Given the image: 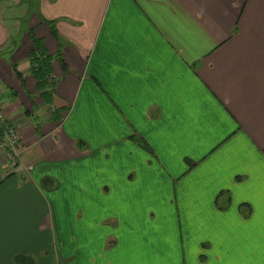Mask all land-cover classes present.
<instances>
[{
    "label": "crops",
    "instance_id": "obj_1",
    "mask_svg": "<svg viewBox=\"0 0 264 264\" xmlns=\"http://www.w3.org/2000/svg\"><path fill=\"white\" fill-rule=\"evenodd\" d=\"M38 1L0 0V264H264V0Z\"/></svg>",
    "mask_w": 264,
    "mask_h": 264
},
{
    "label": "trees",
    "instance_id": "obj_2",
    "mask_svg": "<svg viewBox=\"0 0 264 264\" xmlns=\"http://www.w3.org/2000/svg\"><path fill=\"white\" fill-rule=\"evenodd\" d=\"M18 1H21V3L23 4H27L29 8V13H37L39 11L40 5L38 0H18ZM45 21L51 26L55 36L59 37V33L56 27V22L50 20H45ZM32 40L34 43V50L32 52L33 72L37 76V79L39 80V85L42 90V94L52 97L54 93L53 92L54 81L50 79L52 78V63L56 57L59 58L61 56V51L59 52V54L55 56L49 55L45 51V47L42 40L34 36ZM139 143L144 147L142 142ZM84 145L85 142L83 140L78 141L79 147H83ZM48 181H52V180L49 178L47 179L46 183H48ZM23 256L24 254L16 255L15 256L16 261L21 262L20 260Z\"/></svg>",
    "mask_w": 264,
    "mask_h": 264
},
{
    "label": "built area",
    "instance_id": "obj_3",
    "mask_svg": "<svg viewBox=\"0 0 264 264\" xmlns=\"http://www.w3.org/2000/svg\"><path fill=\"white\" fill-rule=\"evenodd\" d=\"M0 148L6 153L9 166L17 167L22 160L25 148L19 133L11 120L0 110Z\"/></svg>",
    "mask_w": 264,
    "mask_h": 264
},
{
    "label": "rangeland",
    "instance_id": "obj_4",
    "mask_svg": "<svg viewBox=\"0 0 264 264\" xmlns=\"http://www.w3.org/2000/svg\"><path fill=\"white\" fill-rule=\"evenodd\" d=\"M176 211H178V210H162L161 215L157 216V219L161 217V218L166 219L167 221H169L170 214L171 213H175ZM154 217H155V214H154L153 211L148 212L149 221H152L154 219ZM61 245H62L61 244V240L59 239V246L61 247ZM54 250H55V248H54ZM56 255H57V253H56Z\"/></svg>",
    "mask_w": 264,
    "mask_h": 264
}]
</instances>
